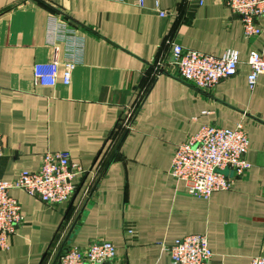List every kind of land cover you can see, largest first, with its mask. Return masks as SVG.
<instances>
[{"label":"crops","instance_id":"obj_1","mask_svg":"<svg viewBox=\"0 0 264 264\" xmlns=\"http://www.w3.org/2000/svg\"><path fill=\"white\" fill-rule=\"evenodd\" d=\"M57 11L84 26V51L70 84L45 86L33 68L56 55L46 27ZM172 37L215 56L238 50L237 74L211 91L179 79L169 63L158 74L152 61L167 58ZM263 44L264 34L245 37L223 0H0V179L37 170L47 151H69L87 170L70 201L55 206L10 189L24 220L0 264H54L68 248L105 240L120 264H174L168 247L195 233L209 238V264L264 256V74L248 83L250 52ZM132 107L131 127H117ZM241 121L251 169L209 199L190 195L170 173L177 146L205 123Z\"/></svg>","mask_w":264,"mask_h":264},{"label":"built area","instance_id":"obj_2","mask_svg":"<svg viewBox=\"0 0 264 264\" xmlns=\"http://www.w3.org/2000/svg\"><path fill=\"white\" fill-rule=\"evenodd\" d=\"M225 5L242 20L247 39L264 34L258 23L264 16V0H223ZM159 5L160 0H155ZM204 5L206 0H197ZM141 5L144 0H139ZM161 16L169 15L160 10ZM80 26L62 12H51L46 27V42L56 51L54 59L34 64V79L40 85L54 86L61 80L65 85L72 81L74 69L82 61L84 37ZM82 33V34H81ZM167 58L154 59L152 65L158 74L165 64L175 66V76L192 86L211 91L223 79L237 74L241 63L236 49L215 56L185 47L175 38L166 39ZM60 51L62 56L60 57ZM171 58V60H170ZM251 71L248 83L256 86L259 75L264 74V44L260 51L252 50L248 58ZM133 107L118 124L131 127ZM250 139L243 121L234 127L205 123L180 143L173 155L171 175L183 181L190 195L209 199L215 191L228 190L252 167L247 155ZM4 154V137L0 131V158ZM86 169L71 161L69 151H47L37 170H23L13 180L0 179V251L10 247L9 237L16 232L24 216L18 199L10 189L21 188L39 197L50 206L70 201L77 190L76 178ZM168 250L174 264H209L213 250L205 233L189 234L176 239ZM54 264H120L117 247L111 241H96L87 247H71L62 251ZM251 264H264V256L256 255Z\"/></svg>","mask_w":264,"mask_h":264},{"label":"trees","instance_id":"obj_3","mask_svg":"<svg viewBox=\"0 0 264 264\" xmlns=\"http://www.w3.org/2000/svg\"><path fill=\"white\" fill-rule=\"evenodd\" d=\"M117 127H120V124H117ZM118 130V129H117Z\"/></svg>","mask_w":264,"mask_h":264},{"label":"water","instance_id":"obj_4","mask_svg":"<svg viewBox=\"0 0 264 264\" xmlns=\"http://www.w3.org/2000/svg\"><path fill=\"white\" fill-rule=\"evenodd\" d=\"M60 253L57 255V258L59 257ZM57 260V259H56Z\"/></svg>","mask_w":264,"mask_h":264}]
</instances>
